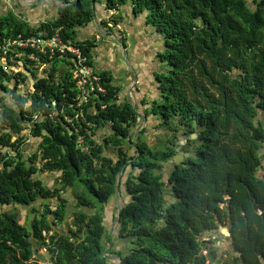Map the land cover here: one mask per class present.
<instances>
[{"label": "trees", "instance_id": "1", "mask_svg": "<svg viewBox=\"0 0 264 264\" xmlns=\"http://www.w3.org/2000/svg\"><path fill=\"white\" fill-rule=\"evenodd\" d=\"M52 1L60 2L58 17L38 26L12 11L0 15V46L58 32L94 68L95 42L79 40L78 29L101 26L102 4L105 14L114 12L116 27L121 8L130 5L163 39L158 58L167 69L156 76L159 99L151 112L172 137L155 145L134 140L137 109L119 102L120 88L108 70L94 72L106 92L96 91L79 106L76 64L67 56L28 49L41 66L51 65L44 77L35 76L37 63L29 55L14 60L17 70L1 63L0 94H11L15 104L0 97V264L32 263L35 246H48V264H109L105 250L112 237L103 211L116 196L120 172L130 200L114 226L119 219V238L131 240L129 252L113 253L120 264H204L206 243L199 238L228 219L243 248L256 246L264 256V0ZM29 75L35 82L24 97L17 95ZM182 129L189 138L199 132L189 140L194 155L166 178ZM30 139L38 146L26 158ZM125 145L136 147L133 155ZM111 148L116 156L108 154ZM45 172L58 174L59 186L49 188L36 177ZM69 189L77 201L64 235L53 226L68 217L63 194ZM53 199L56 209L34 207L30 228L13 212Z\"/></svg>", "mask_w": 264, "mask_h": 264}, {"label": "rangeland", "instance_id": "2", "mask_svg": "<svg viewBox=\"0 0 264 264\" xmlns=\"http://www.w3.org/2000/svg\"><path fill=\"white\" fill-rule=\"evenodd\" d=\"M251 1V0H250ZM101 7V14L100 17L103 22H108L106 25L102 24L101 27L103 29L112 30L116 29L114 24L110 22L112 13L110 11H107L105 14V11L102 9L104 5H99ZM102 12H104L102 16ZM1 15V14H0ZM131 15V14H129ZM127 14V16H129ZM140 20L136 22L137 27L139 29H143V31L137 30V27L134 26L133 29L137 30L133 36V39H129L128 41H124L125 45L121 42L118 38H109L104 32H102L99 28L97 29L100 32L92 31V34L96 36L95 39H92L91 41L95 42V47L93 48V54H94V71H105L108 70L112 73L114 77V81H116L118 84L117 86L120 88V95L124 96L125 99L128 101H131L132 104L135 106L136 102L139 103L138 99H136V95L138 94H145L144 98L142 97V101L139 103L141 106H135L138 112L146 113L147 115V121L146 123H140L139 126L136 128V130L133 133L134 140H140V141H146L149 142L151 145H155L158 142H163L166 139H169L172 137L171 132L166 127H162L161 125V119L158 115H154L151 112V106L155 100L159 99V90L154 87L155 78L158 74H161L162 72H165L167 69V66L162 64L157 57L158 54L163 52V41L162 38L158 34H154L153 31H151L147 26L142 24V21L146 19V15L139 16ZM96 24V23H95ZM139 24V26H138ZM96 26H98L96 24ZM94 29V28H93ZM91 29V30H93ZM133 34V33H132ZM104 39H106L104 41ZM143 40H145L144 46ZM102 41V43H101ZM155 42V43H154ZM101 43V44H100ZM106 43L108 45H106ZM101 45V51L98 52V46ZM96 48V49H95ZM95 49V51H94ZM156 54V55H155ZM98 56V58H97ZM106 63H108V68H105L104 66ZM1 65V62H0ZM41 66V64H35L34 66H37L34 70L35 76L37 77H44L46 76L47 70L51 68V65L45 67L44 65ZM15 67L14 70L20 69L17 65H12ZM61 70L65 69V66L60 67ZM60 70V71H61ZM74 73V72H73ZM28 81L25 82V85H22L19 90L16 92L17 95L24 97L29 89L30 86L33 85L35 82L34 77L32 75L28 76ZM114 82V83H116ZM154 87V88H153ZM99 92V91H98ZM99 94V93H98ZM97 94V95H98ZM135 94V95H134ZM0 97H4V102L10 106H13L15 104V99L11 94L2 93L0 94ZM132 98V99H131ZM141 98V96H140ZM138 104V105H139ZM145 105H149L148 107H144ZM140 109V110H138ZM0 111H1V105H0ZM36 118V117H35ZM141 119L139 122H141ZM153 126V127H152ZM144 134L138 137L139 132H143ZM174 134V133H173ZM179 136V134H178ZM177 136V137H178ZM83 141V139H82ZM177 144L176 147H179V149H183V155H187L188 151H192V142L189 141V143L186 142L185 138H180L176 140ZM187 143V144H186ZM37 143L35 140L30 139L28 140V144L24 147L25 149V156L28 158L30 155L33 154V152L37 148ZM125 149L129 152L130 155H133L135 152V148L132 147L131 149L125 145ZM191 153V152H190ZM108 154L110 156H116V150L110 149ZM179 154H175L173 156V159L165 164L166 167L173 162L174 157L178 156ZM191 155H194L192 152ZM264 164V162H263ZM261 175V174H260ZM128 173L125 174V179L127 178ZM36 177L40 178L44 185L52 188L56 187L59 182V175L56 173H40L37 174ZM59 186V185H58ZM120 195L119 200L120 204L123 205L127 203L130 199L127 193L124 190V187L122 184H120L119 189ZM66 199L69 201V213L67 219L63 223H57L56 227L53 226L56 231H59L60 234L64 233V235L69 234V229L71 228V214L76 210V199L73 190H66V192L63 194ZM44 204L49 205L52 209H56V200H49V201H39V204H34L31 207H20L17 208H11L13 209V212H15L18 215V219L20 223L30 228L32 225V220L36 217V214L33 212L34 207L38 208L39 210L42 209V206ZM117 208H118V201L115 198H113L109 203L106 204L104 208V217H105V223L107 224V231L108 234L112 237V248L115 250H122L124 254L129 252L131 249V240L129 238H119V230H118V224L115 225V220L117 217ZM4 211H8V208L4 209ZM218 225H220L219 231L216 234V239L214 245L217 247H220L219 242L224 246L228 248L227 244V235L224 236L221 234V228L226 229L228 231L227 224H220L218 222ZM52 232L49 233L51 235ZM47 247H38L35 246V259L30 264H34V261L38 264H47L50 260L51 255L47 251ZM110 246L108 247L109 251L106 254L107 257L109 255H113V251H111ZM221 248V247H220ZM219 248V249H220ZM227 249H224V251ZM221 251V250H220ZM110 260V259H109ZM111 261V260H110ZM118 264H120V260H116ZM109 264H115V263H109Z\"/></svg>", "mask_w": 264, "mask_h": 264}, {"label": "crops", "instance_id": "3", "mask_svg": "<svg viewBox=\"0 0 264 264\" xmlns=\"http://www.w3.org/2000/svg\"><path fill=\"white\" fill-rule=\"evenodd\" d=\"M59 4H60L59 1L54 3L52 0H0V14L2 15V14H5L6 12L12 11L16 15H18L19 17H21L22 19L27 21L31 26H38L41 22L52 21L58 17V8L61 6ZM102 9L104 10V7H102ZM98 10H99V14L97 17L102 22V19L100 17V14H101V7L100 6L98 7ZM120 12H121L123 21L121 22V24L116 26V29L107 30V29H103L101 26H100V28H101L102 32H104L109 38H112V39L118 38L125 45L124 41H126V40L128 41L129 39H133L135 32L137 30L143 31V29H139L137 27L136 22L138 20H140V17L133 14L132 8L130 5L122 7ZM111 13H114V12H111ZM103 14H104V12H102V16H103ZM127 14L128 15L131 14V15L127 16ZM142 24L147 26L151 31H153L154 34H157V32L154 30L153 27L146 25V19H144L142 21ZM134 26L137 27V30L133 29ZM138 26H139V24H138ZM91 29H93V30H91ZM97 29H98V27L96 25H94L93 23L88 25L87 27L79 28L78 29V39L79 40L95 39L96 36H94L92 34V31L100 32ZM105 40L106 39H104V41ZM101 43H102V41H101ZM144 43H145V40H143V44H141V45L144 46ZM106 45H108V44L106 43ZM98 47H99L98 48L99 49L98 52H99V51H101V45H99ZM95 49H94V51H95ZM157 57H158V55H157ZM97 58H98V56H97ZM105 65H107V66H104V67L109 69L108 63H106ZM114 82H116V81H114ZM115 84L117 85L118 83L116 82ZM153 85H154V87H156V89H158L157 83H154ZM145 94L146 93H144L143 96H142V94L136 95V99H138L139 103L142 101V97L144 98ZM140 96H141V98H140ZM125 98H124V96L120 95L119 102H124L125 100H127ZM130 103L132 104L131 101H130ZM139 103L136 102L135 106H137V107L141 106L142 107V105H140ZM135 106H134V108H135ZM148 106L149 105H145L144 107H148ZM138 110H140V109H138ZM109 246H110L109 249L111 251H113L115 253L117 251H119V250H115L112 248V246H113L112 243H110L108 245V247ZM106 251L107 252L109 251L108 248ZM109 253H110V251H109ZM111 255H109V257ZM113 255H115V254H113ZM112 257H118V256L115 255ZM109 259L110 258H108V260ZM110 260L109 261L111 263L116 264L117 263L116 260H118V259H110ZM118 264H119V262H118Z\"/></svg>", "mask_w": 264, "mask_h": 264}, {"label": "built area", "instance_id": "4", "mask_svg": "<svg viewBox=\"0 0 264 264\" xmlns=\"http://www.w3.org/2000/svg\"><path fill=\"white\" fill-rule=\"evenodd\" d=\"M40 35L39 37H32L25 41L20 37L15 40L9 39L5 45L0 46V57L3 59L1 63L4 64V68L14 70L15 67L12 66L15 62L14 60L28 57V55L35 63L40 64L41 62L38 60L39 57L34 52H28V49L39 51L41 54H48L49 52L51 56L59 53L62 56H67L76 64V69H74L73 74L81 89V95L78 98L79 106L87 104L96 91L101 93L106 92V90L100 86V77L94 73L93 67L87 65V59L83 56L82 51L78 47L64 43L58 32L47 40H42ZM11 47H19L23 50H19L15 53L13 50H10ZM24 53L27 55H24ZM44 66L47 67V65ZM35 117L37 118V116ZM80 143H82V138H80Z\"/></svg>", "mask_w": 264, "mask_h": 264}, {"label": "flooded vegetation", "instance_id": "5", "mask_svg": "<svg viewBox=\"0 0 264 264\" xmlns=\"http://www.w3.org/2000/svg\"><path fill=\"white\" fill-rule=\"evenodd\" d=\"M98 14H99V10H98ZM98 14H97V16H98ZM96 20L98 22L101 21L98 19V17H96ZM99 23L101 25V22H99ZM156 81H157V79L155 78V83H156ZM138 115H139V118L137 120V123H146V121H147L146 113H144L142 115V113L138 112ZM141 116H143L144 118ZM140 118H142L141 122H139ZM161 123H163V121H161ZM178 134H179V136H178ZM186 134H187L186 130L182 129L180 132L177 133V136L180 138H185L186 142L189 143V140L191 139V137L190 138L187 137ZM196 134H198V136H199L198 131L196 132ZM178 148L179 147H176L177 154H179V155L181 154L183 156V159L180 161V163H183L186 159H188L192 156L191 154L193 152V146H190L192 151H188L187 155H183L184 150L181 148L178 150ZM117 211H118V208H117ZM118 212H117V214H118ZM117 218L118 217H116V220H117ZM116 220H115V222H116ZM118 221H119V219H118ZM118 221H117V224H118ZM218 222L220 224H227V226L229 227L227 233H224L223 231H221L222 235L228 236L227 237L228 248L226 247V245L223 246L220 242H219V244H220L221 248L214 245V243H216L215 242V239H216L215 236L218 233L217 231H219V228H220V225L217 224L218 226L216 229L205 232L199 238L200 241L206 243L202 246V256L205 257L204 264H264V256L258 251V248L256 246L252 247V248L244 249L243 248L244 242L235 238L234 232L232 231L233 224L231 222V219H228L227 221L218 220ZM105 226L107 227V225H105ZM246 240H248V239H246ZM224 249H227V250L224 251Z\"/></svg>", "mask_w": 264, "mask_h": 264}, {"label": "water", "instance_id": "6", "mask_svg": "<svg viewBox=\"0 0 264 264\" xmlns=\"http://www.w3.org/2000/svg\"><path fill=\"white\" fill-rule=\"evenodd\" d=\"M141 117H143V116H141ZM144 118V117H143ZM197 129H199V128H197ZM197 137H198V135L197 134H193L192 136H191V139H193V140H195V139H197ZM135 149H136V147L135 146H133ZM178 150H179V148H178ZM183 159V156L180 154V155H178V156H176V157H174V160H173V162H171L167 167H166V169H165V171H164V176L167 178L168 177V174L175 168V166H176V164H179L180 163V161ZM122 172H120L119 173V177H118V182H117V191H116V199H117V201H118V211H120V209H121V207H122V205L120 204V200H119V189H120V184H121V178H122ZM119 221H118V226H119ZM221 230L224 232V233H227V230L226 229H223V228H221ZM106 252V251H105ZM108 258H110V259H118V260H120L121 258L120 257H112V256H110V257H108Z\"/></svg>", "mask_w": 264, "mask_h": 264}, {"label": "clouds", "instance_id": "7", "mask_svg": "<svg viewBox=\"0 0 264 264\" xmlns=\"http://www.w3.org/2000/svg\"><path fill=\"white\" fill-rule=\"evenodd\" d=\"M100 30H101V28L100 27H98ZM102 31V30H101ZM163 40V39H162ZM163 48H164V46H163ZM160 60V59H159ZM161 62V61H160ZM162 63V62H161ZM163 64V63H162ZM198 135V134H197ZM46 232H44V235L46 236ZM48 264V263H47Z\"/></svg>", "mask_w": 264, "mask_h": 264}]
</instances>
